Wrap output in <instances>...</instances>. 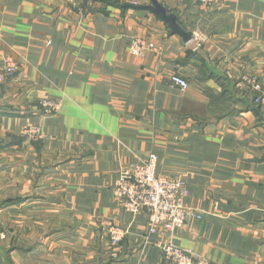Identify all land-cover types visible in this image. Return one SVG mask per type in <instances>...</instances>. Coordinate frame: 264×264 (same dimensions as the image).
<instances>
[{"label":"crops","instance_id":"obj_1","mask_svg":"<svg viewBox=\"0 0 264 264\" xmlns=\"http://www.w3.org/2000/svg\"><path fill=\"white\" fill-rule=\"evenodd\" d=\"M158 2L190 42L139 9L150 0H0V264H170L167 243L264 264V0ZM136 39L155 49L132 55ZM152 155L187 184L175 234L149 235L147 211L113 193ZM110 227L124 232L115 248Z\"/></svg>","mask_w":264,"mask_h":264},{"label":"built area","instance_id":"obj_2","mask_svg":"<svg viewBox=\"0 0 264 264\" xmlns=\"http://www.w3.org/2000/svg\"><path fill=\"white\" fill-rule=\"evenodd\" d=\"M70 2L74 0H59ZM199 5H207L209 0H192ZM155 49L154 44L144 39L133 41L130 52L132 55L144 58L150 51ZM17 67L9 63L4 74L14 75ZM3 75H0V81ZM171 82L181 89H187L188 83L180 76L173 75ZM244 83L255 93L263 92V86L257 76L245 77ZM261 99H255L260 103ZM48 111H57L58 105L53 101L42 102ZM31 140H41L43 136L39 129L31 128L24 132ZM158 158L152 155L149 160L133 165L124 171L117 181L114 189V196L119 199L125 212L136 214L147 211L149 223V235H158L160 232L175 234L182 230L190 209L186 200L189 195L187 184L176 177L161 176L157 172ZM111 244L117 246L124 237V232L118 227H111L109 230ZM160 252L170 264H212L208 260L195 256L192 252L179 248L172 243L160 244Z\"/></svg>","mask_w":264,"mask_h":264},{"label":"water","instance_id":"obj_3","mask_svg":"<svg viewBox=\"0 0 264 264\" xmlns=\"http://www.w3.org/2000/svg\"><path fill=\"white\" fill-rule=\"evenodd\" d=\"M139 9L150 11L167 24L172 34L181 36L186 43L191 41L192 34L186 32L177 22V17L174 14L168 13L158 0H150V5L139 7Z\"/></svg>","mask_w":264,"mask_h":264},{"label":"rangeland","instance_id":"obj_4","mask_svg":"<svg viewBox=\"0 0 264 264\" xmlns=\"http://www.w3.org/2000/svg\"><path fill=\"white\" fill-rule=\"evenodd\" d=\"M59 1V0H58ZM65 3H68V2H65ZM44 101H47V102H51V100H49V99H44ZM42 102H43V100L41 101V105H42ZM43 106V105H42ZM43 108H47V107H44L43 106ZM46 113H56L55 111H48L47 109H46ZM29 129H31V128H29ZM29 129H27V130H29ZM35 129H37L38 130V128H35ZM27 130H25V131H27ZM39 133H40V131H39ZM41 134V133H40ZM42 135V134H41ZM24 136L26 137V138H28V139H31L29 136H27V135H25L24 134ZM121 174H122V171L119 173V176H118V178H117V180H116V182H115V185H116V183H117V181L119 180V178H120V176H121ZM115 185H114V187H113V193H114V189H115ZM111 229V227L109 228V230ZM122 240V239H121ZM109 242H110V247L111 248H115V247H118L119 246V244L117 245V246H113L112 244H111V237H110V240H109ZM120 243V242H119Z\"/></svg>","mask_w":264,"mask_h":264}]
</instances>
